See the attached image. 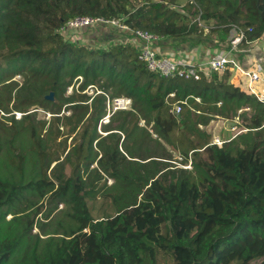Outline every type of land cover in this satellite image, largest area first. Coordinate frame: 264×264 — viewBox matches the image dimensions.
<instances>
[{"label": "trees", "instance_id": "obj_1", "mask_svg": "<svg viewBox=\"0 0 264 264\" xmlns=\"http://www.w3.org/2000/svg\"><path fill=\"white\" fill-rule=\"evenodd\" d=\"M180 4L0 0V91L9 92L0 94V264H251L260 258L264 264V103L232 84L229 71L199 80L150 72L135 45L120 38L129 31L104 26L108 43L99 48L59 32L70 18L89 15L123 17L131 28L179 39L196 32L192 20L199 16L217 22L211 31L222 42L237 27L245 30L243 42L264 34V0ZM17 74L22 82L13 80ZM90 85L101 92L88 94ZM110 90L129 95L136 113L118 111L113 116L122 114V122L102 125L109 133L101 136ZM180 101L187 103L176 115L171 109ZM210 101L221 102L227 118L248 108L240 115L247 133L222 146L205 135L190 138L192 126L208 122L198 111ZM35 106L52 113L50 121H40L41 131L49 123L44 135L27 124ZM13 111L23 112L20 120ZM142 119L191 159L196 173L175 169L173 176L179 175L169 181L160 160L135 152L144 150ZM49 140L58 147L50 148ZM102 172L115 180L108 192L113 212L95 218L89 200Z\"/></svg>", "mask_w": 264, "mask_h": 264}, {"label": "rangeland", "instance_id": "obj_2", "mask_svg": "<svg viewBox=\"0 0 264 264\" xmlns=\"http://www.w3.org/2000/svg\"><path fill=\"white\" fill-rule=\"evenodd\" d=\"M187 3V0H181V4L180 7L183 9L184 5ZM190 14L187 12V16H189ZM187 19H191V17H187ZM191 22V21H190ZM197 22V26H196V32L191 34L189 37L187 38H179V39H175L176 40V44L175 46L181 44V43H186L187 45H193L194 46H201L202 44L206 43V42H212L214 41L216 38L217 33H213L211 31L212 28L214 27H218L217 26V22L215 20H211V21H207V20H202L199 16L193 18L192 23ZM104 26L99 25L98 27H94V28H85L82 30H74L71 31L72 34H69L70 32H66L65 31V35L67 36H63L66 40H71L76 42L77 44L80 45H87L89 47L92 48H99L104 46L105 44H103L104 42L107 44V40L103 39L104 37H108V35L105 34V32H102ZM108 30H111L110 28ZM240 30H243V28H235L232 30L231 32V36H233V38L240 32ZM69 34V35H68ZM98 37L100 38V41H98ZM120 38L125 40V43L127 41L132 42L135 45V39L134 36L132 35H124V33L120 34ZM114 42L116 43H120L122 42L121 39L119 38H114L113 39ZM197 48V47H196ZM193 51V56L195 57V49ZM178 52L180 50H177ZM214 49L211 50V53L214 54ZM180 54H178L179 56ZM195 59V58H194ZM179 60H183V59H179ZM13 80L15 81H19L22 82L23 81V77L19 74L15 75V77L13 78ZM81 80V79H80ZM79 85V83H77V86ZM94 89V88H93ZM93 89H88L86 90V92L90 95L95 96L97 93L95 92V89L93 91ZM73 91V86L68 88V92L67 94L71 93ZM52 93V92H50ZM0 94L2 95H7L9 96V92L5 91V92H1ZM109 95L110 96H114L112 93V90L109 91ZM120 95H127L125 93H122ZM118 95V96H120ZM52 94H48L47 98H51ZM115 97V96H114ZM91 101V100H90ZM222 108L221 102H219L218 104H215L214 102H205L203 103V107L201 108V111H198V115L200 116V118H203V116L209 118L208 122H201L198 123L197 125L192 126L191 129L188 130L190 138H196V137H202L205 140H209L211 143H217V140H221V143H217L219 146H222L223 142L225 141H230L232 140V138H234L236 135L239 134H246L248 129L243 125V118H240V115L243 113V110L239 109L237 112V115L239 116H234V118H227L225 116H223L219 111ZM248 108H244V110H246ZM131 111H133V113H136L133 108L131 109ZM31 117L29 118V122L27 124L36 126L38 128V130L40 131V133L42 135H44L47 131V127L48 124H46L45 129L43 131H41V126L40 125V121L46 120V121H50L52 113L41 108V107H33L31 111ZM219 112V114H218ZM5 112H0L1 115H3ZM15 113V118L19 119L22 117L23 112L20 111H13L11 114ZM65 114H70V112H66ZM221 114V115H220ZM124 118V116L122 114H116L113 117H110L109 120H103V118L100 121L99 127H98V132L101 134V136H105L107 135V131H105L104 127L102 125L105 124H110V128H115L117 127V125H119L122 122V119ZM128 119H133L132 116H129ZM26 124V125H27ZM9 125V124H8ZM26 125L24 126L23 130L25 133H27L29 131V128H26ZM138 127H144L146 129V132L143 131L144 133V137H145V145L144 146V150H139L138 147H135L136 149H134L135 152L139 153H146L148 156H155L154 158H156L160 164V168H162L163 170L160 172V174H166V178L170 181L173 180L175 178L178 177L179 172L176 173L177 177H174L172 174V171H174L175 169H188V171L196 173L194 170V166L192 164L191 159L189 161H187L185 159V157L182 156V154L179 151H176L172 146H170L165 139H163L162 137H158V134L156 133V129L153 128V124L151 122H144L143 119L139 120L138 122ZM134 130L137 131L138 129L135 127V125L133 126ZM198 129H200L202 132H204L205 134H202L201 132L198 131ZM115 131V130H114ZM120 134H122V138L125 135V132L120 131ZM197 135V136H196ZM202 135V136H201ZM61 139V138H60ZM69 142H71V139L69 140ZM55 142L53 140H49L48 141V146L50 148H53L55 146ZM96 144V142H95ZM56 147V146H55ZM58 147V146H57ZM56 147V148H57ZM139 156V155H138ZM140 157V156H139ZM64 158V156H62V159ZM128 159H130V157H127ZM143 158V157H142ZM139 159L141 162H146L151 160H142L140 158H136ZM138 162V163H141ZM56 164V162L52 163V167ZM93 166H98L97 162H95V164ZM51 167V169H52ZM153 168V165H149L148 168ZM50 169V171H51ZM67 171H70V167L67 166L66 168ZM49 171V173H50ZM144 172V171H142ZM103 174V179L100 180L98 183L95 184V194H96V198L94 199H90L89 200V205L91 207V210L95 216V218L101 217L104 215V212L107 210L108 212H113L112 208H109V204L111 201V197L108 195L109 189L111 188V186L113 185V183L115 182L114 178L108 177L107 174H105L104 172H102ZM90 189V188H89ZM44 204H46V202H44ZM47 207L45 206L41 211L40 214H38V216L36 217V219H42L44 215V210ZM60 208H62V204L60 205ZM32 210V209H31ZM30 211V210H29ZM12 215L9 214L7 216V219L11 218ZM48 221V220H46ZM48 228H53V227H48ZM39 228L35 227L33 229V232H39ZM263 259H256L254 260L251 264H260L261 261Z\"/></svg>", "mask_w": 264, "mask_h": 264}, {"label": "built area", "instance_id": "obj_3", "mask_svg": "<svg viewBox=\"0 0 264 264\" xmlns=\"http://www.w3.org/2000/svg\"><path fill=\"white\" fill-rule=\"evenodd\" d=\"M190 3H195V0H190ZM99 25L109 26L121 31H129V33L134 36L135 46L138 48V59L146 65L150 72H154L164 77L180 76L185 79L199 80L202 78V74L206 73L207 69L210 71L224 72L227 69L232 70V67H234L239 69L248 78L250 90L264 102V94L259 93L253 87L257 81L263 80L261 68L258 71L242 69L238 61L232 57V54H228L226 50L211 58L206 63L200 64L170 58L166 55L160 54L156 50L154 43L160 39L158 34L146 29L131 28L128 24H126L125 18L123 17L105 18L100 16L79 15L64 22L61 25L59 32L63 36H67L64 34L65 31L72 34L71 31L82 30L88 27H97ZM244 37L245 30L243 29L240 30V32L231 40V48L232 46L236 47L239 43H241ZM93 88V85L88 87V89ZM100 92V90L97 91V93ZM105 94L106 114L104 115L103 120H109L110 117L118 111L131 110L133 108V99L130 96L120 95L114 97L107 93ZM186 103L187 101L175 103L172 107V112L178 115L182 112L183 105ZM216 142L221 143V140L219 139Z\"/></svg>", "mask_w": 264, "mask_h": 264}, {"label": "crops", "instance_id": "obj_4", "mask_svg": "<svg viewBox=\"0 0 264 264\" xmlns=\"http://www.w3.org/2000/svg\"><path fill=\"white\" fill-rule=\"evenodd\" d=\"M232 39L233 38H231V40ZM231 40L222 42V41H219V39H215L212 42H206L202 44L201 46L193 47L192 44L187 45L186 43H181L175 46L176 44L175 39H172V38L165 39V38L160 37V39L156 42L154 46L156 50L162 55H166L170 58H174L177 60L183 59L182 61L192 62L196 64L206 63L211 58L219 55L222 51L226 50L228 54L230 55L232 54V57H234L238 61L242 69L249 70V71H258L261 68V75H262L263 80L257 81L253 85V87L259 93L264 94V34L258 39H255L253 41H249V42L242 41L236 47L232 46V48L230 46ZM194 48H196L195 57L192 55L194 51L192 49ZM212 49H214L215 51L214 54L211 53ZM177 50H180V51L178 52ZM178 54L180 55L178 56ZM226 71H229L230 73V82L232 84L239 87L241 90L245 92L254 94L258 98V96L250 90L248 78L239 69L232 67V70L227 69ZM226 71L224 72L210 71L209 69H207L206 73L202 74V77L209 76L213 72H218L220 75H223V73H225ZM172 94L174 95V93ZM126 96H129V95H126ZM196 99L200 101V98H196Z\"/></svg>", "mask_w": 264, "mask_h": 264}, {"label": "water", "instance_id": "obj_5", "mask_svg": "<svg viewBox=\"0 0 264 264\" xmlns=\"http://www.w3.org/2000/svg\"><path fill=\"white\" fill-rule=\"evenodd\" d=\"M50 94H52V97H51V98H48V99H53V97H54V93L52 92V93H50Z\"/></svg>", "mask_w": 264, "mask_h": 264}]
</instances>
